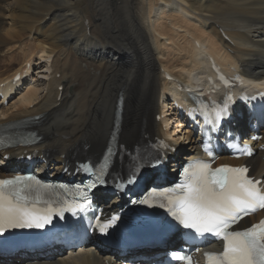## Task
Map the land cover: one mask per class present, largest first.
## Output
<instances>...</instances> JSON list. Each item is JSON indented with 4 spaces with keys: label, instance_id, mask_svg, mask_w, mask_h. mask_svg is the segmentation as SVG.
I'll return each instance as SVG.
<instances>
[{
    "label": "bare ground",
    "instance_id": "obj_1",
    "mask_svg": "<svg viewBox=\"0 0 264 264\" xmlns=\"http://www.w3.org/2000/svg\"><path fill=\"white\" fill-rule=\"evenodd\" d=\"M119 1L0 0V83L18 72L28 75L31 69L43 75L37 79L31 71L29 81H21L23 91L18 82L2 92L0 125L39 116L33 130L42 139L32 150L43 155L53 173L72 162L71 152L79 143L94 154L105 149L118 98L121 141L130 143L141 133L159 135L162 127L177 143L181 136L188 140L186 129L176 131L180 126L168 122L173 108L159 105L175 86L165 73L189 86L186 78L197 79L195 72L210 56L264 79V0ZM6 98L10 100L4 106ZM157 114L163 117L158 123ZM191 142L181 149L182 156L197 152ZM24 150L29 149L0 155L6 171ZM6 153L7 163L1 161ZM261 155L246 161L258 176L264 171ZM104 262L95 250L51 264Z\"/></svg>",
    "mask_w": 264,
    "mask_h": 264
},
{
    "label": "snow or ice",
    "instance_id": "obj_2",
    "mask_svg": "<svg viewBox=\"0 0 264 264\" xmlns=\"http://www.w3.org/2000/svg\"><path fill=\"white\" fill-rule=\"evenodd\" d=\"M227 100L222 107L213 109L214 119L208 123L218 126L221 119L228 117ZM239 154L247 156L251 151L245 147L239 149ZM155 163L160 165L162 161L157 159ZM85 170L91 171V168L86 165ZM248 172L243 166L224 165L213 169L207 162L195 161L184 169L181 183L159 191L154 189L148 193V199L140 202L149 203L158 196L167 202L160 206L166 207L180 225L192 230L197 237L211 235L222 240L221 252L204 253L207 264H264V220L244 230H231L243 216L264 209L262 182L250 177ZM30 180V177L21 176L0 179V234L6 227L43 228L51 223L53 211L57 215L62 211H72L73 214L77 210L85 211L87 198L85 203L74 202L58 211L50 206L37 208L41 202L48 204L40 191L47 186L34 188ZM95 187V183L90 186ZM116 219L114 216L107 223L100 224V231L105 232ZM171 256L185 264L191 262V257L177 252Z\"/></svg>",
    "mask_w": 264,
    "mask_h": 264
},
{
    "label": "rangeland",
    "instance_id": "obj_3",
    "mask_svg": "<svg viewBox=\"0 0 264 264\" xmlns=\"http://www.w3.org/2000/svg\"><path fill=\"white\" fill-rule=\"evenodd\" d=\"M122 3H124V0H120V1L118 2V4H122ZM31 71H33V73H34L33 75H34V77L37 78V79H41V77L43 76V75H42V72H41V73H38L39 71H35V70H33V69H31ZM31 71H30V72H31ZM14 100H15V99H14ZM14 100H13V101H14Z\"/></svg>",
    "mask_w": 264,
    "mask_h": 264
}]
</instances>
